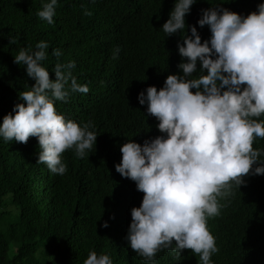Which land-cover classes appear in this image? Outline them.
<instances>
[{
  "label": "trees",
  "instance_id": "1",
  "mask_svg": "<svg viewBox=\"0 0 264 264\" xmlns=\"http://www.w3.org/2000/svg\"><path fill=\"white\" fill-rule=\"evenodd\" d=\"M174 2L58 0L54 23H48L37 14L42 0H0V122L23 102L19 93L35 83L14 55L44 40L48 55L42 63L50 77L55 78L57 63L74 61L72 75L89 86L87 93L70 91L66 100H56L57 110L80 123L90 121L98 134L85 156L74 149L62 154L63 175L37 162L35 136L26 143L0 137V264H83L92 250L110 254L113 264H149L126 239L131 209L144 194L115 168L124 142L142 144L158 129L159 121L147 113V103H139L138 93L150 85L159 89L167 75L181 71L184 58L177 42L191 34L190 26L197 27L202 41L210 37L209 26L197 23L203 9L222 2L247 15L264 0H196L185 28L168 36L162 25ZM115 8L120 17L114 18ZM56 48L62 51L59 57L53 54ZM253 146L264 149V138ZM244 180L220 214L209 218L219 249L211 257L214 264H264V174ZM198 261L190 249L177 256L163 248L155 256V264Z\"/></svg>",
  "mask_w": 264,
  "mask_h": 264
},
{
  "label": "clouds",
  "instance_id": "2",
  "mask_svg": "<svg viewBox=\"0 0 264 264\" xmlns=\"http://www.w3.org/2000/svg\"><path fill=\"white\" fill-rule=\"evenodd\" d=\"M194 3L175 0L162 25L168 36L185 28ZM57 4L42 0L38 16L54 23ZM111 10L114 18L121 16L119 9ZM197 23L209 26L210 37L202 41L197 27L190 26L191 34L177 42L184 58L178 64L181 71L167 75L159 89L150 85L138 93L139 103H147V113L159 121L154 138L142 144L128 139L115 165L144 194L131 209L126 239L149 264H155L163 248H172L177 256L190 249L198 254V264H214L211 257L219 249L209 218L220 214L245 175L264 174V149L253 146L258 137L264 138V2L247 15L221 2L203 9ZM47 49L48 42L41 40L34 49L21 48L14 55L35 83L19 93L23 102L4 115L0 137L26 143L35 136L37 162L63 175L67 165L62 154L74 149L85 156L96 146L98 134L90 121L80 123L57 110L56 100H66L70 91L87 93L89 86L72 75L74 61L57 63L51 78L42 63ZM52 51L62 55L59 48ZM83 264H113V259L92 250Z\"/></svg>",
  "mask_w": 264,
  "mask_h": 264
},
{
  "label": "rangeland",
  "instance_id": "3",
  "mask_svg": "<svg viewBox=\"0 0 264 264\" xmlns=\"http://www.w3.org/2000/svg\"><path fill=\"white\" fill-rule=\"evenodd\" d=\"M12 252V250L9 251V253Z\"/></svg>",
  "mask_w": 264,
  "mask_h": 264
}]
</instances>
